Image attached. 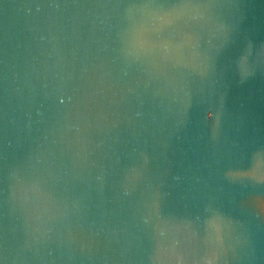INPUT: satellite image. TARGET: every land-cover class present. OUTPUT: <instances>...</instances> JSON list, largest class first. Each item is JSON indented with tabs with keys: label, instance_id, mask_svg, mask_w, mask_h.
<instances>
[{
	"label": "water",
	"instance_id": "95a60500",
	"mask_svg": "<svg viewBox=\"0 0 264 264\" xmlns=\"http://www.w3.org/2000/svg\"><path fill=\"white\" fill-rule=\"evenodd\" d=\"M0 264H264V0H0Z\"/></svg>",
	"mask_w": 264,
	"mask_h": 264
}]
</instances>
